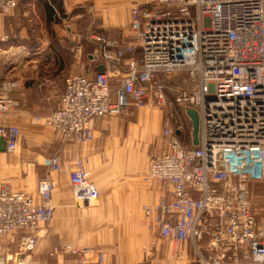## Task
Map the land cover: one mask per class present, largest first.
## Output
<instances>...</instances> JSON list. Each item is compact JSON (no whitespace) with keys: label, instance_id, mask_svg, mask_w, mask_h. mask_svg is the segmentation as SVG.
<instances>
[{"label":"built area","instance_id":"1","mask_svg":"<svg viewBox=\"0 0 264 264\" xmlns=\"http://www.w3.org/2000/svg\"><path fill=\"white\" fill-rule=\"evenodd\" d=\"M17 6L18 0H0V13L8 15ZM64 23L80 72L66 77L59 107L38 122L52 127L59 142L86 143L95 137L96 119L121 116L132 105L155 100L165 108L176 104L196 110V145L181 141L180 118L165 119L161 149L148 172L164 195L157 204L143 206L145 222L161 243L172 244L171 264H264V214L258 216L251 188L264 181V0L136 4L131 34L106 38L87 32L96 44L91 53L71 22ZM92 62L105 69L89 74ZM15 87L0 86V115L15 104ZM20 134L17 126L0 125L8 153L17 150ZM46 165L36 197L13 191L9 183L0 186V264H20L6 253L4 239L21 233V251L31 250L40 226L53 216L60 154L50 156ZM89 175L79 158L70 185L81 207L100 197ZM187 242L191 255L179 249ZM60 250L81 257L89 251L71 245Z\"/></svg>","mask_w":264,"mask_h":264},{"label":"crops","instance_id":"2","mask_svg":"<svg viewBox=\"0 0 264 264\" xmlns=\"http://www.w3.org/2000/svg\"><path fill=\"white\" fill-rule=\"evenodd\" d=\"M83 2L92 3L97 11L94 20L86 13L88 9L78 10L71 20L72 31L81 34L80 42L85 52H94L96 48L86 36L89 31L106 38L131 34L130 0H31L23 9L19 8L18 0V6L10 14L0 13V35L8 36L6 40L0 38V86L16 84L11 92L15 104L7 114L0 115V125L17 126L21 133L18 148L13 153L6 151L4 139L0 137L3 141L0 144V186L9 183L13 191L36 197L37 184L44 173H48L46 163L51 149L56 148L63 164L62 169L54 173L58 187L52 198V218L40 226L37 244L31 250L21 251V233L9 236L10 243H18L14 257L20 262L25 255L24 264H145L149 254L143 249L151 244V259L146 264H171L175 262L172 244L161 243L154 230L153 234L149 232L142 210L145 205L157 204L164 195L159 184L148 177L150 162L160 151L161 143L157 142V153L150 154L149 164L138 165L137 158L143 159L144 152L139 153L141 143L136 141L131 123L114 116L98 118L93 125L94 139L76 143L72 140L59 142L52 127L49 126L53 130H45L43 126L47 125L38 122L59 107L66 77L80 71L70 52L73 38L65 32L64 23L63 28L62 24L51 28L55 31L54 37L51 30H42L34 37L26 31L29 28L26 16L39 8L49 24H54L60 10L69 12ZM88 67L91 75L105 69L103 64L96 62ZM187 111L184 107L181 117L169 111L160 114L157 123L161 136L165 119L179 117L184 126L177 132L181 141L189 146L196 145L193 134L188 143L181 138L187 133V119L192 122ZM83 156H88L90 163H99L96 168L112 166L114 169L103 168L101 172L108 173L111 181L119 182L109 196L92 208L79 206L71 193L70 173ZM87 213H94V217L89 218ZM66 243L89 245L97 252L87 260L74 258L60 250ZM179 249L191 255L192 243L182 244Z\"/></svg>","mask_w":264,"mask_h":264},{"label":"rangeland","instance_id":"3","mask_svg":"<svg viewBox=\"0 0 264 264\" xmlns=\"http://www.w3.org/2000/svg\"><path fill=\"white\" fill-rule=\"evenodd\" d=\"M30 1L31 0H19V8L23 9L25 6H27L28 2H30ZM38 1L44 2V0H38ZM113 2H116V0H113ZM154 2H155V0H130V11H131V8L136 4H141L143 6L152 7ZM87 9H88V12H86V13L90 16L91 20H94V18H96L95 15L97 14V11L92 6V3L89 4L88 2H83L80 6L77 5L73 9H70L69 12H67L65 10L64 11L60 10L59 11L60 13L56 15L55 23L49 24L48 20L45 18L44 12L41 9L37 8L35 10V12L28 13V15L26 16L27 17L26 22H28V25H29L28 26L29 28H27L26 31L31 32V35H33L35 37V36H38V34H41L42 30H47V31L51 30L52 32H50V31L49 32L52 33V37H54V35H55L54 29L56 28L57 24H62L61 28H63V23L67 22V21L71 22V20H73L72 18L74 17L75 13L78 10L79 11L80 10H86L87 11ZM130 11H129V13H130ZM51 28H54V29H51ZM72 57H73V54H72ZM174 82L180 83L181 85L185 84L183 82V80L176 79V78H175ZM165 111H167V112L169 111L170 113L172 112L175 115H177V116L179 115V117H181V115H183L184 106H179V105L175 104L171 108H165L162 105H159L155 100H150L149 102H147L143 106L132 105L121 116H114V117L121 119V121H124L126 123H131L130 126L132 127V133L135 135L136 141L138 143H141V145H140L141 151H139V153L144 152L143 153L144 158L140 159L138 156L136 164H138V165L149 164L150 154L151 155L156 154L157 151L159 150V148L157 149V142L159 141V143H161L162 136H161V127L158 125L157 119L160 117V114L165 113ZM185 124H186L187 133L185 134V136H183L181 138L183 139L184 142L188 143L190 141L192 134H193V127H192V122L189 119H187ZM43 128L45 130H53L49 126H43ZM162 128H163V126H162ZM55 137H56V135H55ZM56 139H57V137H56ZM147 143H148V146H147ZM55 149L56 148L51 149V151L49 152V157L52 156L53 154L59 153ZM80 158H82V160L84 162V166L89 171V173H90L89 176H90L91 180H93V181L95 180L94 182L97 183L99 190H100L99 199L92 202L90 205H86L83 207L84 208L96 207L98 204H100L101 201L104 200V198L106 196L110 195V191L112 189H115V187H116L115 185L119 184V182L118 181H111L110 175L108 173L105 174V173L101 172L103 170V168L104 169L105 168L114 169L112 166H105V167L96 168L97 166H99V163H96V161H93L90 163V158L88 156L87 157L83 156ZM114 167H116V165H114ZM46 175H47V172L44 173V175L41 179H43ZM40 180H39V182H40ZM39 182H38V184H39ZM38 184H37V188H38ZM57 187H58V181L56 180L55 190L57 189ZM251 188L253 191L252 195H253V199H254V203H255L256 212H257L258 216L263 217V214H264V181H262L260 183H253L251 185ZM55 190H54V192H55ZM71 193L73 196L72 189H71ZM142 210H143V208H142ZM87 214H88L89 218L94 217V213L93 214L87 213ZM145 224H146V222H145ZM146 226H147L148 230H150L149 232L151 234H153L152 232H154V231H152V229H150L147 224H146ZM154 236H155V234H154ZM10 241H11V237H8V238L3 240L4 245L6 247L5 251L7 254H12L14 256L15 250H17V248H18V243H17V241L10 243ZM64 245H71L72 248H76V249H82V248L89 249V251L87 252V255H85L84 257L78 256V255L68 254L74 258H79L81 260L82 259L87 260L88 258H90L91 254H94L95 252H97V250L94 247L89 246V245H80V244H71V243H66ZM64 245H62V246H64ZM150 245L151 244H147L148 247L143 249L145 254H147V253L149 254V260L151 259L150 254L152 251V249H150ZM97 255L99 256V254H97ZM24 258H25V255H24ZM24 258H22L20 260V264H24V262H23ZM149 260L145 259V264L147 262H149Z\"/></svg>","mask_w":264,"mask_h":264},{"label":"water","instance_id":"4","mask_svg":"<svg viewBox=\"0 0 264 264\" xmlns=\"http://www.w3.org/2000/svg\"><path fill=\"white\" fill-rule=\"evenodd\" d=\"M187 114L190 116L192 120L194 142L195 144H198L199 143V129H200V119H199L198 112L194 109H190L187 111ZM2 143L3 141H0V144Z\"/></svg>","mask_w":264,"mask_h":264}]
</instances>
